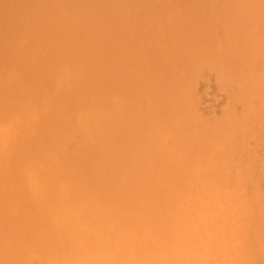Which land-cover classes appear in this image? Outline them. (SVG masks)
Segmentation results:
<instances>
[{
    "label": "bare ground",
    "instance_id": "bare-ground-1",
    "mask_svg": "<svg viewBox=\"0 0 264 264\" xmlns=\"http://www.w3.org/2000/svg\"><path fill=\"white\" fill-rule=\"evenodd\" d=\"M53 1L0 0V264H251L256 220L243 191L251 169L238 164L226 179L216 170L218 178L198 185L192 212L176 198L177 180L205 178L208 143L225 128L195 133L177 85L188 53L176 48L189 43L185 20L197 17L203 0L178 12L185 20L170 32L168 64L154 29L177 14L178 0H160L155 14L144 6L140 16L129 9L132 0H92L100 25L80 41L81 0ZM222 10L234 18L227 4ZM255 42L249 34L219 63L237 64L240 49L261 56ZM107 59L127 74L113 87L104 78ZM77 137L82 148L73 151ZM228 213L236 223L224 222Z\"/></svg>",
    "mask_w": 264,
    "mask_h": 264
},
{
    "label": "rangeland",
    "instance_id": "rangeland-1",
    "mask_svg": "<svg viewBox=\"0 0 264 264\" xmlns=\"http://www.w3.org/2000/svg\"><path fill=\"white\" fill-rule=\"evenodd\" d=\"M31 1L35 0H17L21 6ZM59 1L60 0H54L53 4L57 5ZM91 1L92 0H81V2H79V7L83 10V16L80 20H75V24L77 23L76 26H78L76 32V38L78 41L82 39V36L89 32L90 28L100 25V20L95 18L99 14V11H97L98 7L94 2L91 3ZM154 1L156 0H132L128 5L132 12L136 11L135 14L137 16L142 14V8L147 5L150 11L155 14L158 10L157 3H159L160 0H157L156 2ZM195 1L197 0H178L175 8L177 14L170 15L168 13V18L165 19L166 22H160L158 25L159 27L154 29L158 32L155 39L156 44H158V49H161L162 54L166 50L165 54H163V58L165 59L164 62L167 64L170 55L168 49V43L171 38L170 32L175 28V24L178 19L185 20L182 16H180V14H178V12L185 5ZM224 4H227L232 10L233 19H230L225 15V12L222 10V5ZM255 7H257V14L253 15ZM26 11H28V9L22 13H25ZM196 16L197 17L192 18L188 22L185 20L186 24L189 26V30H191L189 34L191 38L188 39L189 43L185 45L186 47L182 45L176 48L177 50L186 49L185 54L188 53V58L184 59L183 62L184 65L187 66V71L184 74L185 76H181L177 82L178 87L184 91L183 94L185 100H187L193 110L192 115L186 113L187 117L185 121L194 128L195 133H204L205 130H210L216 126L220 127V124H225V128L218 134L213 135L208 143L207 150L210 152L209 154L211 156L208 154L207 159H209L210 165L207 167L208 172L205 173V178L201 180L194 179L192 181L177 180L176 189L178 188L177 193L179 196L176 195L177 197H175H184L186 200V206L188 208L191 207L189 208V211L192 212L197 207L195 203L197 202V198L200 193L198 190L199 186H201L200 184L204 182L205 186L206 184H210L211 180L214 179V176L218 178L219 173L217 171L222 172L224 174L223 179H226V175H236V168H238V166L239 170L247 169L249 171L251 169L248 173V178L245 180V187L243 188L246 198L249 199L251 206H253V213H255L254 215L256 220L255 229H253L252 233L253 237L250 240L252 241L250 244L252 258L250 257V260L252 261L251 264H264V262H262L264 261V251H262L264 250V239L261 237L264 236V168H262L264 167V109H262L264 108L262 107L264 106V103H261L264 102V79H262L264 78V54L261 56H248L244 53L243 49H240L236 52L239 59L237 64L219 63L222 55H224V51L233 47L235 43L245 41L249 34H253L256 38L254 45L264 48V22L260 20L261 18H258V16L264 17V0H203L202 4H200L197 9ZM262 20H264V18H262ZM232 22L236 23L233 27L229 25ZM149 25L146 24V26H144L146 32L149 31ZM199 28H203L207 31V33L201 34L200 36L197 35ZM140 39L141 38L136 40V43L132 45V48L141 46ZM158 39L159 41L157 42ZM198 39L200 41L197 45H195ZM201 54L203 56H200ZM249 57H251V59ZM107 62L108 74H106V70L104 68V78L108 82V86L113 87L114 85H117L116 79L118 76H123L124 74L126 77L127 74L122 72L124 68L117 65L114 60L107 59ZM174 67L175 70L173 69ZM181 67L182 66L179 64L171 66L175 73H179L181 71ZM208 68H210V71ZM222 78L223 80H221ZM109 82H111V84ZM192 89H194V91ZM137 95L139 96V94ZM116 105L121 104L116 103ZM234 112L236 113L235 115H233ZM226 135L232 136L230 140H227L228 142L224 141ZM118 140L119 139H116V141ZM72 143L74 146H71L73 151H79L82 148V143L79 137L73 140ZM150 152L156 153L157 151L152 150ZM144 163L147 167H153L156 164V160L147 159ZM212 171L215 172L213 173ZM235 182L236 181L229 179L225 184L230 187V190H232ZM248 186L252 189H249ZM246 190L248 194L246 193ZM188 201L190 203H188ZM233 215V213L225 214L223 216L225 218L223 219L225 220L224 222L228 219V222L231 224V221L233 222L231 217L234 218L236 216ZM239 224H242V222ZM253 234L256 235L254 236ZM122 264L129 263L123 262Z\"/></svg>",
    "mask_w": 264,
    "mask_h": 264
}]
</instances>
